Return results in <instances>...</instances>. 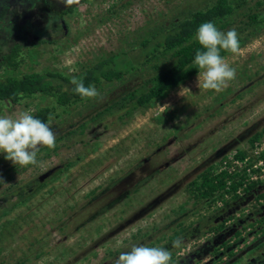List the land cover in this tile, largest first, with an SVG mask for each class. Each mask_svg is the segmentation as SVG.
<instances>
[{"label": "rangeland", "instance_id": "374dc122", "mask_svg": "<svg viewBox=\"0 0 264 264\" xmlns=\"http://www.w3.org/2000/svg\"><path fill=\"white\" fill-rule=\"evenodd\" d=\"M53 1L0 0V52L15 51L14 45L24 52L18 67L0 65V78L51 72L78 79L104 58L132 55L157 24L214 0H87L63 16L65 27ZM254 5L245 0L222 32L236 30ZM224 58L236 78L218 93L196 86L198 73L146 108L127 111L121 98L143 91L141 76L151 72L145 65L52 117L47 123L56 146L41 147L36 165L6 170L13 164L0 153V212L8 210L0 219V264H115L121 252L163 246L219 209L220 203L195 202L188 190L207 168L252 164L246 173L264 182V27ZM52 104L39 97L0 115L27 110L34 116ZM238 150L247 155L243 163L233 161ZM27 185L20 204L17 190ZM259 204L249 201L235 217ZM231 224L221 234L197 232L174 257L192 254L187 264H212L213 249L225 244L234 256L225 253L214 264H264V209L239 239L226 233Z\"/></svg>", "mask_w": 264, "mask_h": 264}, {"label": "trees", "instance_id": "16d2710c", "mask_svg": "<svg viewBox=\"0 0 264 264\" xmlns=\"http://www.w3.org/2000/svg\"><path fill=\"white\" fill-rule=\"evenodd\" d=\"M81 1L83 2L84 0ZM244 4L245 0H214L203 10H196L187 15L174 18L166 24H157L155 29L148 33L147 38L140 43L139 47L131 52L132 55L127 52H121L104 58L86 69L78 79H83L85 86L94 85L98 87L101 84L119 81L133 74L140 67L147 65L151 72L141 76L142 83L145 86L143 91L135 94L134 92H129L121 98L124 102L123 107L125 104L130 106L127 111L138 107L146 108L156 99L163 97L166 93L179 87L199 73L198 69L193 67V60L195 52L199 49L194 37L200 24L211 21L220 31H224L230 25L228 20ZM73 7L74 5L66 9L62 8V11L57 13L58 19L64 27L63 16L71 13ZM243 18L244 21L239 23L241 25L236 27L239 47L250 36L258 33L264 27V0H255V5L245 13ZM15 20L16 17L14 18ZM9 24L12 25V22L5 23V27ZM3 25L4 21H0V28H3ZM61 30L62 33H65V29ZM38 40L41 43L49 42V40L41 38H38ZM14 47L17 49L15 51L12 50L11 53L9 51L0 52V65L2 67L16 68L19 66L24 52L19 51L20 46L14 45ZM228 54L230 53L221 52L223 57ZM71 80L60 73L51 72L1 77L0 112H11L16 106L26 100H35L39 97L52 98L53 104L51 106L41 107L34 114V117L47 123L49 116L58 118L71 105L87 100L81 99L79 95L72 91L74 86L71 84ZM66 88L67 91H65ZM262 134L264 135V129ZM254 139H257V137L255 136ZM246 156L244 151L238 150L233 155V161L243 163ZM261 160L264 163L263 157ZM13 166L6 170L11 169ZM68 167L64 170H67ZM251 167L252 164L246 165L241 170L227 165L219 169L209 167L188 184L189 193L195 202L205 203L208 207L217 206L218 203L221 205L219 209L212 211V215L204 223L202 222L182 230L165 245L160 246L171 251L172 259L170 264H187L192 257V254H186L179 259L174 257L173 250L176 248L173 247V242L177 238H182L184 244L199 231L202 234H221L226 222H232L226 233H229V231L233 232L232 235L236 239L240 238L241 231H245L247 228H254V222L257 220L258 214L264 209V205L259 204L261 200L264 201V182L252 180L249 177L246 170ZM60 172L64 171L61 170ZM41 179L42 177L37 179L36 183H39ZM26 188L27 191L25 193L21 192V190ZM30 189L31 186L27 185L17 190L18 203H24L29 196L27 192ZM249 201L259 204L260 208L254 210V206L246 215L241 214L237 219L235 215L240 213L241 208ZM7 214L8 210H2L0 219L1 216ZM261 234L264 236L263 232ZM215 240L213 239V241ZM215 247L213 249L214 254L211 257L214 263L215 260L225 253L231 259L234 256L229 251L231 246L219 244ZM203 248L204 246L200 248L201 250L199 249L198 253L201 254Z\"/></svg>", "mask_w": 264, "mask_h": 264}, {"label": "clouds", "instance_id": "9594fccd", "mask_svg": "<svg viewBox=\"0 0 264 264\" xmlns=\"http://www.w3.org/2000/svg\"><path fill=\"white\" fill-rule=\"evenodd\" d=\"M20 3L22 4L23 0H20ZM56 3L70 7L78 4L79 0H56ZM194 39L199 45L193 60V67L199 71L196 86L218 93L236 78V69L226 62L221 52L239 51L238 33L235 29L222 32L209 21L200 24ZM71 84L74 86L72 91L81 99L99 95L96 87L85 86L83 79L73 78ZM184 90L190 92L188 88ZM51 118L49 116V120ZM55 146V132L48 123L34 117L30 111L0 115V153L13 165H36L37 153L41 147L53 149ZM182 245V238L173 242L174 248H180ZM171 259L172 253L167 248L138 245L131 247L129 251L121 252L115 264H170Z\"/></svg>", "mask_w": 264, "mask_h": 264}, {"label": "flooded vegetation", "instance_id": "af4514ba", "mask_svg": "<svg viewBox=\"0 0 264 264\" xmlns=\"http://www.w3.org/2000/svg\"><path fill=\"white\" fill-rule=\"evenodd\" d=\"M85 2H87V0H84L83 2H82L81 0H79V3L76 4V5H74L72 11H74V9H75L77 6H79V5H81V4H84ZM56 4H58V3H56ZM58 6H59V9L57 8V9H58V12H61V11H62V8H63V9L69 8V7H65L63 4H58L57 7H58Z\"/></svg>", "mask_w": 264, "mask_h": 264}]
</instances>
